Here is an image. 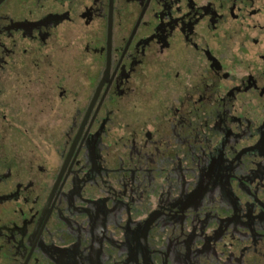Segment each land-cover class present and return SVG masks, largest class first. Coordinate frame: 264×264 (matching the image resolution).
Returning a JSON list of instances; mask_svg holds the SVG:
<instances>
[{"label": "flooded vegetation", "instance_id": "1", "mask_svg": "<svg viewBox=\"0 0 264 264\" xmlns=\"http://www.w3.org/2000/svg\"><path fill=\"white\" fill-rule=\"evenodd\" d=\"M0 264H264V0H0Z\"/></svg>", "mask_w": 264, "mask_h": 264}]
</instances>
